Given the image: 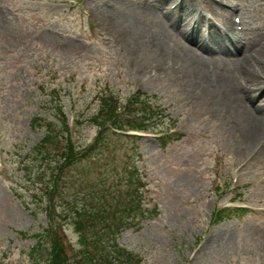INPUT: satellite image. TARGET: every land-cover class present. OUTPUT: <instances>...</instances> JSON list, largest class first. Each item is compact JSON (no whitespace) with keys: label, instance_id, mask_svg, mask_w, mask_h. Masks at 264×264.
Masks as SVG:
<instances>
[{"label":"rangeland","instance_id":"obj_1","mask_svg":"<svg viewBox=\"0 0 264 264\" xmlns=\"http://www.w3.org/2000/svg\"><path fill=\"white\" fill-rule=\"evenodd\" d=\"M199 1L184 17L189 29L193 20L201 26L203 12L230 13L228 0L218 10ZM241 1L247 51H257L264 0ZM163 11L160 0H0V264H33L29 251L53 222L45 192L56 177L68 206L85 180L129 179L130 169L144 182L143 214L129 216L118 242L137 254L135 263L264 264V120L249 142L240 118L244 103L264 107V78L251 96L217 92L191 62L193 45L163 29ZM198 51L212 70L232 68L236 84L245 83L233 57ZM135 100L151 107L135 110ZM109 101L121 116H143L150 136L108 133L114 161L101 149L82 161L88 175L69 167L56 176L60 148H38L48 124L59 130L68 116L73 140L88 145ZM162 132L169 134L158 138ZM226 205L247 208L219 219ZM69 223L71 247L77 234Z\"/></svg>","mask_w":264,"mask_h":264},{"label":"trees","instance_id":"obj_2","mask_svg":"<svg viewBox=\"0 0 264 264\" xmlns=\"http://www.w3.org/2000/svg\"><path fill=\"white\" fill-rule=\"evenodd\" d=\"M103 105L106 106L100 110L103 119L98 124V134L94 141L88 145L81 144L77 147L71 142L66 115L63 119L64 126L59 130L48 124L47 133L41 139L38 148L44 155L48 154L51 148H60L59 156L53 157L59 173L56 176L65 172L66 168L69 169V167L77 171L76 175L82 176L80 173L83 169L84 175H88V168L85 165L82 166V161L88 160L90 162L92 158L97 157L95 154L100 153L101 149L109 151L108 154L103 153V157H106L104 158L105 161H114L115 158L114 156L112 158V155L115 152L109 148V135L111 133L141 139L138 135L123 130L116 132L112 129H123L125 126L146 127L142 126L145 122L143 116H141L142 120L137 113L132 114V116L129 113L126 116H121L119 112L117 113V105H112L110 101L109 104L104 103ZM141 105L151 107L147 101L140 103L138 100H135L132 106H136L135 110H142ZM125 108L130 110L129 106ZM124 168L127 169L128 164ZM129 173L131 174L129 179H122L121 176L115 181H108L107 179L103 181L101 178L95 182L85 180L82 183V196L78 201L79 204L71 206V215L68 216L84 237V247L80 252L74 248L70 250L59 229H55L58 227V224L55 223V228L45 229L38 234L37 245L31 247L29 255L33 264H42L43 261L46 264H137L133 261L137 254L125 246H121L118 242L119 233L130 224L129 216L138 213L143 214V198L140 194V186L144 182L138 174V170L131 172L130 169ZM56 178L53 182L55 184L53 188H51L50 183H46L45 193L46 195L50 194L48 196L49 202H53V194L56 191L57 182L60 180L59 177ZM80 202L83 203L80 204ZM229 210L232 209L222 211L219 218L221 219Z\"/></svg>","mask_w":264,"mask_h":264},{"label":"bare ground","instance_id":"obj_3","mask_svg":"<svg viewBox=\"0 0 264 264\" xmlns=\"http://www.w3.org/2000/svg\"><path fill=\"white\" fill-rule=\"evenodd\" d=\"M160 1H162L164 4L162 23L165 25V28L163 29L167 30L168 33L170 30H173V32L176 31L180 38L193 45V54L196 53L198 56L196 58V56L193 55V61L191 62L196 64L195 69H200L203 76H209V83L216 85L215 88L217 92L221 94H227L231 96L232 99L237 97H233L231 95V92L234 91H240L244 96L248 94L250 95V92H252L251 88L259 83L262 78H264V44L263 47L259 48L257 51H247L246 49L242 52H239L234 47H232L233 41L231 38V26L227 30L223 31L222 29L220 30L219 28H216L212 22H209L210 26L208 31L202 29L200 25H193L190 29L186 27V24H184V17L187 15V13L192 12L193 9L196 10L195 8H197V0ZM207 1H209V3L213 5L210 6L216 10L222 9V7L225 5L223 1L217 0H200L199 2L202 4L206 3ZM129 27H131V25ZM187 47L191 48V46L186 44V48ZM198 49L208 54L216 53V55L220 57H233L234 65L236 67L235 70L237 69L240 72L241 76L245 79V83L240 86L236 84V82L233 80L234 77H232L234 70L232 68H221L219 71L212 70L209 66V62L205 59V55L200 53ZM251 106L252 107H250L247 103H244L242 117H240L244 118L242 120H244L243 123L246 126V134H244L243 137L246 140H249V142H251L257 135L260 134L262 122L264 120V114L260 115L259 113V110L263 109L264 107H261V105ZM262 140L264 141V135Z\"/></svg>","mask_w":264,"mask_h":264}]
</instances>
